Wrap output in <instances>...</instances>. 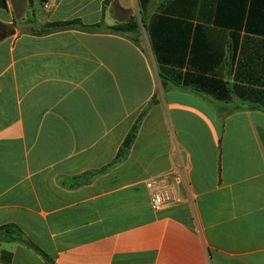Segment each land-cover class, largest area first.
Segmentation results:
<instances>
[{
    "label": "crops",
    "instance_id": "obj_1",
    "mask_svg": "<svg viewBox=\"0 0 264 264\" xmlns=\"http://www.w3.org/2000/svg\"><path fill=\"white\" fill-rule=\"evenodd\" d=\"M10 225L46 257L0 264H264V0H0Z\"/></svg>",
    "mask_w": 264,
    "mask_h": 264
},
{
    "label": "trees",
    "instance_id": "obj_2",
    "mask_svg": "<svg viewBox=\"0 0 264 264\" xmlns=\"http://www.w3.org/2000/svg\"><path fill=\"white\" fill-rule=\"evenodd\" d=\"M79 25H81V28L83 30L89 29V28H86L80 20H73L71 22H66V23L47 24L46 26L41 27L39 29V33L47 34V33L53 32V31H58V30L66 29V28H72L74 26H79ZM97 27H100V25H97ZM138 30H139V25H138V22H136V21L126 23V24H119V25H116V26L109 28L110 32L117 33V34H119V33L136 34L138 32ZM141 121H142V118H140L136 122V124L133 126L131 132L129 133V135L125 139V141H124V143L120 149L118 160L123 158L128 153L129 149L131 148L132 144L134 143L136 136H137V133L139 131ZM0 232H2L4 234L6 241L26 244L27 246L31 247L32 249H34L37 252L42 254V251L39 250V248L36 247L32 242H30L28 240V238L26 237V235L18 227L14 226V225L5 226V227L0 229ZM42 255L44 257H46L44 254H42Z\"/></svg>",
    "mask_w": 264,
    "mask_h": 264
},
{
    "label": "built area",
    "instance_id": "obj_3",
    "mask_svg": "<svg viewBox=\"0 0 264 264\" xmlns=\"http://www.w3.org/2000/svg\"><path fill=\"white\" fill-rule=\"evenodd\" d=\"M146 185L151 194V206L154 211H160L175 201L171 186L158 184L155 180H149Z\"/></svg>",
    "mask_w": 264,
    "mask_h": 264
}]
</instances>
